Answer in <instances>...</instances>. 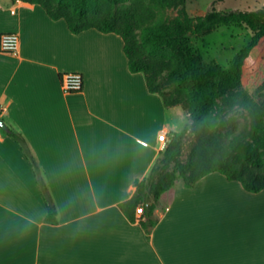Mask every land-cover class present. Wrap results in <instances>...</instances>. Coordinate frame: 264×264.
I'll use <instances>...</instances> for the list:
<instances>
[{
	"label": "crops",
	"instance_id": "0c3cea01",
	"mask_svg": "<svg viewBox=\"0 0 264 264\" xmlns=\"http://www.w3.org/2000/svg\"><path fill=\"white\" fill-rule=\"evenodd\" d=\"M5 33L20 43L0 51V264H264V191L219 173L164 193L149 234L119 208L150 174L159 135L189 123L130 71L120 36L75 35L41 6L0 0ZM71 72L83 75L81 92L63 91ZM10 131L27 142L57 224L45 222L35 168Z\"/></svg>",
	"mask_w": 264,
	"mask_h": 264
},
{
	"label": "trees",
	"instance_id": "16d2710c",
	"mask_svg": "<svg viewBox=\"0 0 264 264\" xmlns=\"http://www.w3.org/2000/svg\"><path fill=\"white\" fill-rule=\"evenodd\" d=\"M12 1L41 6L52 20H64L75 35L96 30L120 36L130 71L142 73L149 91L161 96L167 108L182 106L188 114L191 123L171 135L150 174L136 180L133 196L119 204L131 223H139L149 234L158 221L155 211L161 196L178 181L193 188L204 177L219 173L229 182L239 183L247 192L264 191V92L260 95L261 100L242 91L232 97L236 101L231 104L241 100L251 113L245 151L240 148L241 138L232 140L206 122V117L219 111V101L228 100L230 91L240 89L244 83L264 73V7L227 13L212 9L198 17H192L182 9L169 23L161 24L152 6L167 10L176 6L179 0ZM222 26L245 27L252 32V38L228 68L217 63L205 65L189 49L188 39ZM173 48L182 56L179 63L168 54ZM258 53L261 57H255ZM189 133H193L194 139L183 159ZM9 134L19 142L35 168L48 205L45 222L57 224V207L27 142L13 131ZM139 208L143 213L138 216Z\"/></svg>",
	"mask_w": 264,
	"mask_h": 264
},
{
	"label": "rangeland",
	"instance_id": "374dc122",
	"mask_svg": "<svg viewBox=\"0 0 264 264\" xmlns=\"http://www.w3.org/2000/svg\"><path fill=\"white\" fill-rule=\"evenodd\" d=\"M263 7L264 0H179L177 5L170 9L163 10L156 6H152V9L156 14L158 22L167 24L182 9H185L190 16L198 17L204 16L212 9L227 13L237 10L253 11ZM251 38L252 32L245 27L222 26L198 37L190 36L188 47L192 53L199 57L203 64L217 63L228 68L236 54L249 43ZM168 54L174 62L179 63L182 60V56L174 48L169 50ZM261 55L258 53L255 57H261ZM263 82L264 73L253 77L251 81L244 83L240 89L230 91L228 93V100L222 99L219 101V111L206 117V122L212 129L228 135L232 140L241 138L243 140L240 146L242 151H245V145L249 142L247 137L251 128V113L250 109L241 100H237L235 104H231L232 101H236L232 100V97L237 92L242 91L257 100H261L260 95L264 92ZM190 123L189 119L188 125ZM193 139V133H189L184 143L183 159H186ZM236 184L238 185V183Z\"/></svg>",
	"mask_w": 264,
	"mask_h": 264
},
{
	"label": "built area",
	"instance_id": "2783aa9c",
	"mask_svg": "<svg viewBox=\"0 0 264 264\" xmlns=\"http://www.w3.org/2000/svg\"><path fill=\"white\" fill-rule=\"evenodd\" d=\"M20 38L16 33H5L0 37V51L3 53H16L19 47ZM61 87L66 93H78L83 90L84 77L81 73H66L61 77ZM159 141L162 143V150L167 147L169 137L167 133L159 135ZM143 209L139 208L137 214L141 215Z\"/></svg>",
	"mask_w": 264,
	"mask_h": 264
},
{
	"label": "water",
	"instance_id": "95a60500",
	"mask_svg": "<svg viewBox=\"0 0 264 264\" xmlns=\"http://www.w3.org/2000/svg\"><path fill=\"white\" fill-rule=\"evenodd\" d=\"M0 126L4 129V130H8L7 126L5 125L4 121L2 119H0Z\"/></svg>",
	"mask_w": 264,
	"mask_h": 264
}]
</instances>
